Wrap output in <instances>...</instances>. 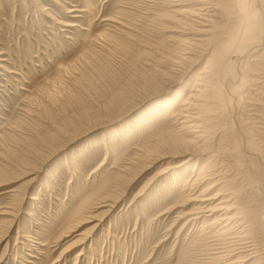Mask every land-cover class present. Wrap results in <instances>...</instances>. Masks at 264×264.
I'll list each match as a JSON object with an SVG mask.
<instances>
[{
  "label": "rangeland",
  "instance_id": "1",
  "mask_svg": "<svg viewBox=\"0 0 264 264\" xmlns=\"http://www.w3.org/2000/svg\"><path fill=\"white\" fill-rule=\"evenodd\" d=\"M55 1L0 0V209L11 206L15 216L0 214V264H222L205 248L215 229L200 223L180 231L183 220L175 222L190 206L161 215L184 195L171 191L176 179L193 169L182 175L168 169L185 156L167 154L163 144L176 127L167 101L191 85L214 49L225 71L220 81L235 78L243 98L231 119L228 108L215 112L216 126L237 125L240 143L223 132L225 146L233 142L245 155L258 153L255 169L264 179V33L263 43L251 48L235 0H219L223 16L207 33L210 53L203 58L195 49L196 62L174 67L158 61L174 45L168 37L176 24L155 15L171 9L165 0ZM201 16H190L196 27L203 25ZM230 34L236 38L228 49L223 42ZM221 89L231 99L227 86ZM157 143L162 149L156 153ZM247 180L234 176L230 190L251 213L252 235L264 240V191ZM106 198L118 199L109 215L107 206L96 208Z\"/></svg>",
  "mask_w": 264,
  "mask_h": 264
},
{
  "label": "bare ground",
  "instance_id": "2",
  "mask_svg": "<svg viewBox=\"0 0 264 264\" xmlns=\"http://www.w3.org/2000/svg\"><path fill=\"white\" fill-rule=\"evenodd\" d=\"M182 1L184 0H165L166 4H163V6L170 5L171 9L168 8L169 10L167 9V11L165 12L161 11L159 13L157 12V14L155 13L156 18L169 16L170 18H172V22L176 24L172 29V31L174 30L173 34L169 35L170 37H168V39L171 40L174 44L172 47L173 49L169 50L170 52H167L168 54L166 56H162L164 59H158L159 62L170 61L172 63L171 65L174 67H180L182 66L181 64H185L187 63V61L189 64H193L194 62H196L195 59L198 55L195 58L192 56V52L195 49L200 53L199 56H203V58H205L210 53V49L208 48V46L211 43V37L207 33L210 27H213V23L217 22V20L215 19L218 17L221 18V16H223V10L220 8L221 1L219 0H192L193 3L186 2L188 4L181 3ZM55 2L57 3V1ZM235 2L236 3L234 4H236L235 6L237 7V10L234 12L238 17L239 24L242 26V28L240 27V31L242 30V32L246 33L245 35L247 36L250 35L248 41H251L252 43L251 48L255 49L261 45L260 42L262 41L260 38H262L261 35L264 33V0H235ZM41 6L44 8L43 11L47 10L45 8L46 4L42 3ZM77 10L80 11L77 8L69 9L68 7H66L67 13H71ZM202 11L203 17H201L203 19V25H198L199 27H196V25H194L195 21H193L190 16L200 17ZM154 12L155 11H153V13ZM46 15L48 17H51L49 16V14ZM73 16H77V14ZM55 22L57 24H63L64 26H77V23H64L57 20ZM259 25H263V28L258 27ZM202 26H204L205 28H202ZM257 27L260 29L255 31ZM202 33L203 36L196 39L194 38L195 36L202 35ZM233 35L234 34H230L229 39L227 38L229 42L227 43L224 41L223 46L227 47L232 44L231 42H233L236 38V35ZM201 46L203 47V50ZM214 51V49L213 51H211L210 55L206 58L203 66L198 69L195 78L192 79L193 82L190 83L191 85H185L182 88V92H178L176 95H174L173 99L171 98L172 100L167 101L168 104H170L168 108L169 113H167V116L171 111L170 117L174 118L176 127L173 129L174 133L163 140V144L169 146V151L166 150L167 154L170 153L171 156L175 157L185 156V158L182 159L179 163L170 165L168 169H178L180 171L179 174L181 175L183 170H188L187 168H189V166H193V169L192 173L188 177H186V179L178 178L177 175L178 179H176V182L172 186L171 191H173V194L175 195L178 194V191L182 192L184 195L180 196L177 200H173L175 204L161 213V215L173 213L178 207L190 206L188 211L182 210L178 212L179 214L176 215L175 222L183 220L180 231L185 226L192 225L195 227L200 223L204 230L215 229L214 233H212L211 235L209 233V235L212 236L211 238L213 239H207L210 241L206 242L205 236L204 241L206 242V244L202 242L206 245L205 248L211 254L212 259L214 257L220 260L222 264H262L260 262H262V260L264 259V255L262 256L260 247L262 249L264 248V240L258 239V237L252 235L253 229L250 215L251 213L247 210L246 206L238 205L235 200V192L234 190H230L231 187L228 180H231L234 176H236V178L245 177L251 184H254V186L259 188L260 191H264V179L262 178V172L260 171V169H255V156L253 155H258V153L251 152L253 155H251L250 153V155H247V153L245 155L241 152V149L239 147L238 148L240 149V151L239 149L236 150L237 148L235 147V145H233V142H230L231 145L229 144V148L225 146V140L229 139H226L225 135H220L223 132L230 134L231 138L235 137L237 142L240 143L241 139H238V134L236 135L237 132L235 133L233 129V127L237 125L235 124L233 125V127H231L229 124L228 129L227 125L222 129H220L221 127L219 126H216L217 123L215 121L218 114H215V112L219 113L220 109L222 110L223 108L225 110L227 108L231 110L234 106H236V104L238 106V102L240 103L241 99L243 98L241 97L240 93H238L239 89L236 90L237 88L234 89L233 87V83L236 81L235 78L232 79L228 75H225L222 79V82L220 81L221 73H225V71H222L224 66L219 67V64L215 63L216 60L214 59ZM232 54H234V52ZM240 54L241 53H239V56H241ZM0 68H3L2 64H0ZM222 84L227 86L228 91L230 90L229 96L232 95V97H230L231 99H228L225 96L224 92L221 89ZM177 101L179 102L177 103ZM236 108L238 110V107ZM228 113H230L228 115L231 119L232 114L234 117V114L237 112L235 111L233 113L232 111V113ZM236 117L238 116L235 115V118ZM215 126L219 127V129L217 128V130L214 132L212 131V129H214ZM238 129L241 128L239 127L237 128V130ZM213 133H216L218 136V147L214 150H212V146L214 144L212 146L210 144L211 141L213 142V137H215L216 135H212ZM239 136V138H241L240 134ZM161 146L162 145L160 143H157L154 145L152 150H154L155 152L160 151L162 149ZM247 146H249V148L252 147V144L248 142V140L245 147ZM248 149L246 148L247 151ZM209 152L213 153L210 156L211 158L205 159V161H201L200 157H203V154H207ZM221 154H225V157L222 156L221 160H219ZM164 156H162V158ZM193 162L194 164H191ZM241 162L245 163V165L242 167ZM128 168L129 167H125L124 169L122 168L123 170L121 171L125 173ZM185 171L183 173H185ZM234 172L235 174L231 175ZM120 175L122 176V174ZM33 179L34 178H32V180ZM10 191L18 192L17 189H11ZM30 199L36 200L37 197L31 196ZM106 199L97 202L96 208L107 206L108 209H106L104 212L109 215L112 211V208L115 207V203L118 202V199L115 201H110L109 203L108 199L107 201H105ZM217 199H219V201H216ZM10 208H7V211H5L4 209H0V214L5 213L7 215L10 213V216L13 215L12 212H9ZM28 214L31 215V213ZM7 222L9 221H5V223ZM93 229L94 227L92 228V230ZM203 246L204 245H202V247ZM203 250L204 249H201L202 253L204 252ZM80 255H82V252L78 254V256ZM207 261L208 260H206V262ZM181 264H189V259L183 260Z\"/></svg>",
  "mask_w": 264,
  "mask_h": 264
}]
</instances>
